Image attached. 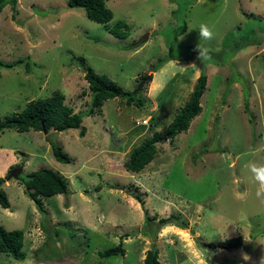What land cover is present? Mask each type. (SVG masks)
<instances>
[{"label": "rangeland", "instance_id": "374dc122", "mask_svg": "<svg viewBox=\"0 0 264 264\" xmlns=\"http://www.w3.org/2000/svg\"><path fill=\"white\" fill-rule=\"evenodd\" d=\"M104 1L114 15L110 24L130 27L126 39L109 35L67 0H17L0 13V62L23 61L0 69V121L54 92L73 113H84L91 99L86 68L135 94L131 106L106 101L77 130L0 132V179L10 205L0 207V226L24 235V259L0 254V264H143L153 245L163 264H194L198 249L209 264H260L264 203L246 166L264 163V0ZM201 24L213 30L212 40L199 38ZM198 45L210 59H198ZM173 59L181 67L195 64L199 74L177 70ZM202 73L201 112L188 130L158 144L141 172H127L130 152L165 131ZM49 141L68 164L55 160ZM11 168H22V181L52 170L67 192L41 198L42 213L19 181L7 180ZM171 215L187 231L165 226L151 239L157 221ZM237 237L239 250L208 247ZM119 243L123 255L100 258Z\"/></svg>", "mask_w": 264, "mask_h": 264}, {"label": "trees", "instance_id": "16d2710c", "mask_svg": "<svg viewBox=\"0 0 264 264\" xmlns=\"http://www.w3.org/2000/svg\"><path fill=\"white\" fill-rule=\"evenodd\" d=\"M17 0H0V13L2 9L9 6L14 9ZM69 8H79L85 13V17L102 26L103 30L116 39L123 40L129 37L130 27L125 21L119 20L110 24L113 20L112 11L106 6L104 0H67ZM23 61L18 60L15 64H6L0 62V69H9ZM28 68L29 64L26 63ZM84 69V68H83ZM83 79L88 85L91 93L89 108L84 113H73L72 109L64 104V96L59 92H54L50 97L38 99L29 102L27 106L18 114L5 117L0 121V132L4 130H14L17 133H26L30 130L35 132H43L47 134L50 129L56 132H64L70 129L77 130L82 124L85 116H91L94 113L101 112L103 104L108 100L116 98L124 99L128 106L134 104L135 94H125L122 89L105 75L96 74L91 68L83 70ZM148 82L151 77L144 79ZM207 77L202 73L196 80L193 91L191 92L185 105L175 114L172 121L162 134L157 132L146 140L143 144L133 149L124 168L129 173H139L147 165H149L157 154V145L169 141L172 144L174 138L188 130L190 121L198 116L201 112L200 100L205 91ZM139 88V87H138ZM136 108L141 107L140 103L135 104ZM79 135L84 136L82 130ZM53 156L57 162L68 164L70 159L62 151L61 147L49 141ZM24 156L23 153H20ZM13 169H10V172ZM19 183L24 187L25 195L35 204L37 209L44 213L41 198H52L57 195H63L67 192L66 180L56 172L48 169H42L38 172L31 173L23 181ZM3 180L0 179V207L9 209V201L6 193L2 189ZM147 222L152 221L150 217L145 215ZM165 226H175L179 229H185L186 223L177 215H171L168 218H161L150 232L151 239H155L158 231ZM24 235L22 231H6L0 226V254L10 256L16 261H22L24 254L22 253ZM155 243V241H153ZM156 244V243H155ZM243 241L241 237L220 241L217 244H208V247L233 252L241 249ZM124 250L119 243L117 246L99 252L100 258L118 257L123 255ZM159 252L155 245L152 246L145 254L143 264H163L159 261Z\"/></svg>", "mask_w": 264, "mask_h": 264}, {"label": "clouds", "instance_id": "9594fccd", "mask_svg": "<svg viewBox=\"0 0 264 264\" xmlns=\"http://www.w3.org/2000/svg\"><path fill=\"white\" fill-rule=\"evenodd\" d=\"M199 32V38L203 40H212L214 38V32L213 30L206 24H201L198 29ZM198 59L201 60H208L210 59L209 55V49L207 48H201L198 45ZM170 64H172L174 67L177 68L179 71H184L186 68H193L197 71V74H199V69L196 67L195 64L189 66V67H181L178 65V60L173 59L170 60ZM247 172L249 174V178L251 183L255 185V197L257 200H259L261 203H264V163H257L255 161H251L247 164ZM237 183H239V180H237ZM247 193L246 192H238L237 196L240 199H245ZM181 231H187L186 229H181ZM198 255L194 259V264H209L210 257L205 256L204 252L200 251L199 249ZM242 259L244 261H247L249 257L247 255H242ZM260 264H264V257L261 258Z\"/></svg>", "mask_w": 264, "mask_h": 264}, {"label": "water", "instance_id": "95a60500", "mask_svg": "<svg viewBox=\"0 0 264 264\" xmlns=\"http://www.w3.org/2000/svg\"><path fill=\"white\" fill-rule=\"evenodd\" d=\"M21 174H22V168L15 169V170L11 171L7 180L9 181V180L13 179L15 181H22V180H20Z\"/></svg>", "mask_w": 264, "mask_h": 264}, {"label": "bare ground", "instance_id": "6f19581e", "mask_svg": "<svg viewBox=\"0 0 264 264\" xmlns=\"http://www.w3.org/2000/svg\"><path fill=\"white\" fill-rule=\"evenodd\" d=\"M89 246V245H88ZM89 249H90V246H89Z\"/></svg>", "mask_w": 264, "mask_h": 264}]
</instances>
